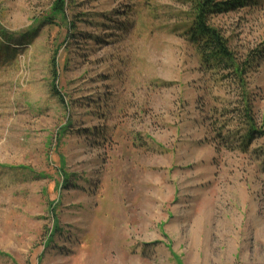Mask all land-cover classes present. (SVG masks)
Instances as JSON below:
<instances>
[{"label": "rangeland", "instance_id": "obj_1", "mask_svg": "<svg viewBox=\"0 0 264 264\" xmlns=\"http://www.w3.org/2000/svg\"><path fill=\"white\" fill-rule=\"evenodd\" d=\"M198 1L0 0V264H264V0L225 66Z\"/></svg>", "mask_w": 264, "mask_h": 264}, {"label": "trees", "instance_id": "obj_2", "mask_svg": "<svg viewBox=\"0 0 264 264\" xmlns=\"http://www.w3.org/2000/svg\"><path fill=\"white\" fill-rule=\"evenodd\" d=\"M249 1L250 0H199L196 3L194 22L190 31L192 40L195 42L200 52L202 53L204 64L208 66H225L232 60L231 52L227 46L226 40L215 28H212L210 26L208 20L209 14L235 10L240 7L246 6ZM57 9L62 10V6H60L59 4ZM2 37L3 42L8 45L6 47L10 48L9 39L11 38L9 36L7 37L5 34H3ZM238 69L239 66L237 65L235 70H233V73L235 72L236 74V77H234L233 79L235 83H239L241 81L237 73ZM242 89L243 92L241 101L239 102L237 108L231 111H233V116L238 117L241 122H243L246 129L244 137L250 140L252 139V133L256 129V125L254 123L255 119L253 116L255 99H253V97L251 96L250 90H247V88L245 87H242ZM242 141L244 142V139ZM247 141L248 140H245V142ZM246 146L247 145H244V143H242L243 149H245L244 147Z\"/></svg>", "mask_w": 264, "mask_h": 264}]
</instances>
